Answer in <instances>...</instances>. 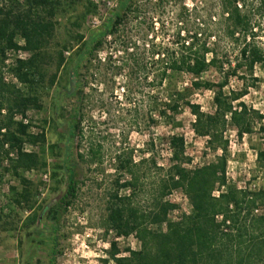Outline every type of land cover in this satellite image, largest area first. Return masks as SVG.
<instances>
[{"label":"trees","instance_id":"1","mask_svg":"<svg viewBox=\"0 0 264 264\" xmlns=\"http://www.w3.org/2000/svg\"><path fill=\"white\" fill-rule=\"evenodd\" d=\"M77 1L83 8L86 2L85 11L73 18V30L67 31V37L55 43L57 20L74 5L72 0H0V164L8 163L5 169L23 184L14 200L29 211L36 201L34 193L30 197L25 172L45 170L50 165L52 178L64 183L27 220L38 229L58 214L62 204L66 207L75 198L77 179L68 145L77 136L81 143L85 129L92 130L90 124L94 121L84 111L86 103H91V108L107 109L100 95L102 85L107 86L106 76L113 83L121 77L118 86L125 100L132 102L136 114L138 110L145 111L147 125L155 122L154 112L173 122L186 106L194 116L195 134L206 137L207 148L220 153L210 163L188 167L190 159L185 154L183 136H170L167 165H156L151 159L158 172L150 190L145 187L150 178V160H135L130 152L117 148L112 156L117 190L108 207V227L119 235L134 234L139 247H127L123 255L112 243L103 264H264V210L258 212L264 205V187H238L227 176L225 137L227 125L233 126L241 137L252 133L257 121L264 118L242 100L248 88L258 81L255 66L264 69V45L260 41L264 0H203L191 10L182 5L175 16L176 27L171 37L153 36L157 32L150 25L155 38L148 41L147 32L142 33L139 27V5L152 0H118L106 20L90 29L87 36L79 28L96 4ZM172 1L176 0L152 3L162 28L164 23L159 16ZM189 12L197 21V28L182 33V18L189 16ZM124 20L136 21L138 30L119 39L117 33ZM106 44H113L109 46L111 53L101 58L97 52L105 50ZM19 50L28 56L14 58L7 65V54ZM116 51H122V55L113 58L112 52ZM3 68L17 83L4 81ZM210 70L218 78L202 79ZM181 74L191 77L190 88L162 91L165 80ZM231 77L242 82L241 89L229 87ZM91 79L94 83L88 87ZM133 87L138 88L142 98L146 94L140 109L132 98ZM51 88L54 100L48 118L62 125L67 146L49 161L48 154L55 152L57 146L46 145L43 124L32 121L27 113L43 107L41 91ZM114 88L113 85L110 93ZM201 89L213 92L212 112H205L198 103L186 98L187 91ZM66 99L72 100L71 110H67ZM27 145L34 148L28 149ZM98 150L90 143L78 156L83 159L86 155L87 162L94 164ZM256 161L264 166V149H257ZM61 169L63 176L57 179ZM121 188L129 190L127 195H119ZM177 190L184 191L189 210L173 219L170 213L177 204L168 197ZM141 192L149 203L144 207L135 203Z\"/></svg>","mask_w":264,"mask_h":264},{"label":"rangeland","instance_id":"2","mask_svg":"<svg viewBox=\"0 0 264 264\" xmlns=\"http://www.w3.org/2000/svg\"><path fill=\"white\" fill-rule=\"evenodd\" d=\"M84 1V0H83ZM92 1L96 4V8L84 18L81 22V31L87 36L90 29L101 25L107 18L108 13L117 4L118 0H97ZM141 1L139 5V27L142 33L147 32V41L155 35L171 37L175 32L176 21L175 16L179 8L184 5L191 10L193 5H201L203 0H176L169 2L165 6L164 14L159 16L161 23L157 22L158 15L155 14L152 3ZM147 3V4H146ZM72 4L64 16L57 20V30L54 38L55 43H60L73 30V18L81 11H85V4L82 7L77 0H72ZM186 15L182 18L181 31L190 32L197 28V21ZM264 17V16H263ZM136 22V21H135ZM135 22H124L121 24L117 37L122 39L129 32L136 33ZM153 25V34L150 29ZM186 29V30H185ZM126 33H128L126 35ZM85 36V37H86ZM139 37V36H137ZM155 37H153L154 39ZM110 38H107V40ZM119 41L118 39H116ZM143 41V39H141ZM260 41L264 45V20L261 23ZM111 45V46H110ZM106 44L105 50L97 52L98 56L103 58L107 53H111L113 44ZM110 46V47H109ZM107 47V48H106ZM109 47V48H108ZM113 58L122 55V51L112 52ZM6 64L12 63L14 58H26L27 52L19 50L17 52H9ZM92 71V69L90 70ZM4 81L9 83H17L3 68ZM254 75L258 81L254 86L247 90L242 100L249 106L264 115V69L259 65L254 68ZM48 74L46 79H48ZM94 79L93 76H90ZM107 86H103L100 95L103 97V103L107 109L99 110L91 108V103H86L85 113L93 118L90 124L92 130L85 129L87 133L84 135L80 143V136H77L69 143V153L74 158L75 176L77 179L76 196L71 200L68 206L61 205V210L51 220L44 221L41 227L34 228L29 220L28 215H32L38 206L44 201H48L61 188L64 183H57L52 178V169L48 165L45 170H32L24 173L25 179L29 181L30 197L34 193V209L27 210L16 204L14 198L16 192L21 191L23 184L14 176L12 171L5 169L8 163L0 164V264H103V259L108 257V251L111 249L112 243H115L120 253L126 255V248L137 249L139 241L134 234L123 236L117 234L115 229L108 227L107 216L108 207L113 200V195L117 190L116 178L117 174L113 169V154L116 149H122L130 152L135 160L142 158L149 161L150 171L149 179L146 181V189H152L151 181L155 179L158 170L151 162L153 159L156 165H167L171 155L169 146V137L172 135L183 136L185 141V154L190 159L188 167L201 166L212 162L215 155L206 146V137L195 134L192 129L194 116L190 113L186 106H183L178 114L175 115L173 122H167L165 119L158 117L154 112V123L147 125L144 120V112L142 109L134 112L132 102L125 100L122 89L118 86L122 82L121 77L116 78L115 82L106 76ZM218 75L214 70H210L203 74L202 79H217ZM89 80V86L94 81ZM191 77L181 74L169 78L163 82L162 91H186L190 88ZM47 84V82H46ZM18 85V84H17ZM115 86L113 93L110 88ZM20 86V85H19ZM110 86V87H109ZM229 87L241 89L242 82L235 77L229 80ZM132 94L136 108H141V104L145 100L146 94L139 95L136 91ZM141 89V88H139ZM52 88L42 90L43 107L41 109L29 110L28 117L35 123L43 124L46 136V145L49 147L55 144V152L49 153V161L56 159L66 145V131L60 124L49 121L53 106ZM142 94V93H141ZM186 98L194 103H198L205 112H212L213 92L211 90H190L186 92ZM93 100V99H92ZM67 110H71L72 100L66 99ZM92 109V110H91ZM122 112V113H121ZM66 117H68L66 115ZM47 119V123H42ZM62 120V119H61ZM264 118L257 121L255 129L250 134H244L238 137L236 129L227 125L225 137L228 140L227 152V176L238 186L248 187L249 189H258L264 187V166L259 165L256 161L257 149H264ZM34 131L38 128H33ZM94 148H98L99 154L94 164L87 162L88 157L85 155L83 159L78 156L79 151L84 152L89 144ZM88 144V145H87ZM82 148H79L81 147ZM87 145V147H85ZM26 148L33 149V146L27 145ZM36 149V148H35ZM53 149V150H54ZM81 149V150H79ZM60 150V151H59ZM85 154V153H84ZM57 179L63 176V169L58 170ZM36 191V192H35ZM129 190L121 188L119 195H127ZM144 192H141L135 199V203L141 207L149 204L146 202ZM30 198V199H31ZM171 201L177 204V207L170 213V217L177 219L183 212L189 210L184 191L177 190L169 197ZM264 210V205L259 207L258 212Z\"/></svg>","mask_w":264,"mask_h":264},{"label":"built area","instance_id":"3","mask_svg":"<svg viewBox=\"0 0 264 264\" xmlns=\"http://www.w3.org/2000/svg\"><path fill=\"white\" fill-rule=\"evenodd\" d=\"M94 2H97V0H93Z\"/></svg>","mask_w":264,"mask_h":264}]
</instances>
